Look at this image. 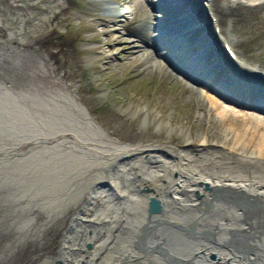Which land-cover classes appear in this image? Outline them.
I'll list each match as a JSON object with an SVG mask.
<instances>
[{
	"label": "bare ground",
	"instance_id": "1",
	"mask_svg": "<svg viewBox=\"0 0 264 264\" xmlns=\"http://www.w3.org/2000/svg\"><path fill=\"white\" fill-rule=\"evenodd\" d=\"M255 1L259 0H252V2ZM262 4L264 5V1ZM96 5L100 6L101 12L93 13L90 23L93 29L100 25L102 28H107L111 26L112 20H117V18L132 12V8L117 0H99ZM143 17L149 19L150 23V16L145 11ZM253 19L255 20V18ZM98 31L99 33H109L107 30L98 29ZM131 31L142 37V29L139 24L132 25ZM99 33L94 36V39L99 43L95 48L97 60L103 59L107 55V47H105L104 40ZM17 47L19 46L17 45ZM6 48L15 49L8 40L0 37V66L5 63L3 58L7 56L4 51ZM134 48L137 46H132L131 50L124 54L133 53ZM139 56L143 68L152 71H158L157 68L165 69L162 63H158L147 52L142 55L139 54ZM110 66L111 64L106 63L104 68L109 70ZM1 93L5 100V102H0V111L5 113L4 119L6 120L10 116L14 117L11 111L21 110L17 114L18 118H16L17 126L21 128L24 120L31 118V116L25 114L16 97L4 91ZM200 95V101L208 113L211 106L216 108L215 116H219L222 121L229 116L230 118H228L233 119L237 124H242V127L235 132L233 144L229 145L232 146L229 148V152L225 150L198 151L195 148H190V146L186 150L180 149L174 152L163 144L135 146L130 152L147 150L148 156L142 154L132 159L126 158L125 162L121 164L122 177L127 178V183L124 186L118 183V179H111L114 188L117 189L118 183L120 192L127 195V200L117 206L115 211L112 210L113 207L110 208V203L113 200L107 199L109 196L107 193H110V190L109 186L104 183V177L108 174L109 169L107 172L106 169L110 163L109 160L112 162L114 158L118 157L117 154H124L129 150L126 144L112 146L111 144L98 143V145L95 144V148L89 142H84L88 146L83 145L84 151H82V146L79 144L76 145L77 147L75 144L72 145L74 141L69 142V140L60 139L57 147L44 151L41 153L42 155L38 154V157L36 155L28 161L17 163V166L14 165L15 162L8 167L4 164L9 162L1 164L2 161L0 160L2 173L6 172L3 175V180L8 182H12L8 173L15 169L19 170L22 176L27 177L36 175L40 177L45 174L46 169L52 174L51 177L45 176L43 180L40 179L39 182H36L39 184L36 190H34V186L32 188L24 185L16 186L15 189L19 192L14 193L16 195L12 202L1 205L3 210L0 211V216L3 213L8 216V212H13L15 219H9L3 228L0 227V241H3L2 235L13 237L18 228L25 230L28 237L12 242L10 248L14 247L15 250L11 252L10 248L7 250L5 261L14 260L18 257L13 264H34L39 258H48L50 256L48 255L49 251L53 246V234L56 231L61 232L62 227L84 197L89 196V192L97 189L94 192L96 196L103 198V195L107 194V197L104 198L105 205L96 210L91 217L87 216L88 222L85 223L87 230L85 232L80 230L75 240L72 239L69 248H66L67 250L70 249L66 252L67 255L71 252L66 258V264H81L82 261L84 264H95L98 261L96 256H99L103 251L108 252L104 253L105 256L100 257V263L97 264H119V261H124L123 259L127 255L130 257L145 256L142 264H171L154 252L155 247H150L159 242L153 237L164 238L165 236L169 239L165 245L171 246L173 252L177 250L181 251L178 253H182L183 256L188 254L191 256L192 251L200 246L198 244L200 240L187 233L188 227L195 222L201 223L202 226L198 224L201 228L218 229L221 237V233L228 234L237 231L242 236L239 240L240 244L247 250L252 244V249L258 251L257 255L263 257V260H257V264H264V120L247 113H244L245 115L243 113L238 114L235 110L227 107H219L218 103L207 99L203 94ZM261 102L264 103V100ZM10 106L14 108L8 109ZM0 115L2 116V114ZM46 118L48 119V116ZM46 118L38 116L37 119L32 118L26 123L27 127H31L33 125H28L31 121L35 124L33 128L39 124L42 125L40 126L41 133L27 138V140L37 136L56 135L57 137L59 132L71 130H59L49 134L50 131L47 129L46 123L41 122V119L47 120ZM60 120H62L61 117ZM10 124H15V121L9 119L8 125ZM2 127L0 124V129ZM230 128L231 124L227 126L226 131H231ZM71 131L77 133V136L79 135L75 130ZM3 133H10V131L6 129ZM230 139L226 138L225 141ZM84 140L93 141L87 138ZM21 143L9 142L4 151L2 149L5 145L0 146V158L4 157L9 161L11 152H17V149L23 148V146L17 147ZM29 145L31 146V144ZM10 146H16V149L9 150ZM97 149L105 154H93ZM106 152L110 154L107 155ZM9 153L10 156H8ZM187 154L190 155L186 157ZM150 156H154V158L151 159ZM184 163L185 168H179V165ZM106 164L107 166H105ZM113 165L114 163H111V166ZM137 165H141L138 170ZM175 170L179 171L178 176L174 175ZM139 172H142L143 175ZM193 173H199V176H194ZM204 182L213 185L218 190V194L211 195L210 192H204ZM40 185L42 186L40 187ZM126 185L127 188H125ZM143 187H147L150 193H143ZM198 191L204 192V196L198 198L196 195ZM151 195L159 196L166 207L162 215L152 220L155 223H161V226L151 232L149 235L152 238L151 242L146 243L145 248L142 249L137 247L133 240L141 233V225L147 220V202ZM111 199L114 197L111 196ZM19 212L26 214L25 221L21 225H17L15 221L19 218L17 214ZM107 218H111L110 225L102 227L91 225L92 222L98 223L95 220H107ZM39 219H41L40 222H37ZM174 225H177V228ZM112 226L121 227L116 240L109 238ZM89 230H92V235L88 234ZM70 238L64 239V244H67L66 242H69ZM93 238L101 239L96 240L94 249L87 251L85 244ZM253 242L257 243L253 244ZM26 254L28 257L22 262H18ZM242 256H239L237 260L241 263L246 262ZM232 261L234 262L235 259ZM199 263L201 261L193 262V264Z\"/></svg>",
	"mask_w": 264,
	"mask_h": 264
},
{
	"label": "rangeland",
	"instance_id": "2",
	"mask_svg": "<svg viewBox=\"0 0 264 264\" xmlns=\"http://www.w3.org/2000/svg\"><path fill=\"white\" fill-rule=\"evenodd\" d=\"M94 1L0 0V37L15 47L4 49L7 56L3 58L5 63L0 66V102H5L1 91L9 93L16 97L25 114L31 116L24 120L21 128H18L16 118L21 110L11 111L14 117H7L6 120L5 113L0 111L2 114L0 124L3 126L0 129L2 138L0 146L5 145L2 151L9 142L19 144L26 139L17 146H23L22 149L11 152L9 161L4 157L0 158L1 164L9 162L4 165L10 167L15 162L14 165L28 161L58 146L59 141L54 143V137L49 135L44 138H49L50 141L45 140L44 143L42 141V144L37 141L36 146L29 145L34 138L29 140L27 138L41 133L42 125L33 128L35 124L31 121L28 123L33 125L31 127H27L26 123L32 118L37 119L38 116L40 118L48 116V119L46 118L48 121L41 119L50 131L46 133L78 129L83 138L99 139L105 144L132 145L146 141L165 144L174 142V138L180 139L177 141L178 144L200 143L207 138L205 144L223 149L228 148L225 145L233 144L235 132L242 127L241 123L237 124L233 119H229V116L222 121L219 116H215L216 108L210 105L208 113L200 101L196 88L185 86L180 78L173 74L171 77L159 68L158 71L143 68L139 60V54L142 53L137 49H133V53L128 55L124 54V50L129 52L130 47L135 45V42H132L135 38L129 31L126 18H118L116 25L112 24L107 28L98 26L99 30L109 31L108 34L99 33L98 29L88 27L92 22L93 13L101 12L100 6L96 5L99 0ZM124 1L120 2L123 4ZM262 1L264 0H260V4L255 7L240 6L237 15L245 40V49L256 61L264 65ZM137 2L130 3L131 7L135 8ZM139 11L137 8L134 16ZM241 13L243 21L239 15ZM97 33L104 40L107 56L111 57L100 60L95 58L97 56L95 48L99 44L94 39ZM107 62L111 64L109 70L104 68ZM6 77L9 82L4 84ZM218 106L223 107L220 104ZM236 112L241 114L237 109ZM9 119L15 121V124L8 125ZM229 124L231 131H226ZM6 129L10 133H3ZM226 138L231 139L225 141ZM9 148L15 150L16 146ZM1 164L0 211L3 210L1 205L10 204L16 195L14 193L19 192L15 189L16 186L24 185L31 188L34 186L36 190L39 187L36 182L52 175L46 169L45 174L40 177L38 175L27 177L15 169L8 173L12 180L8 182L3 180L6 172L2 173ZM113 173L117 176L115 170ZM14 214L8 212L6 216V213H3L0 216V227L3 228L9 219L14 218ZM17 214L19 218L15 221L17 225H21L26 214L25 212ZM66 224L61 232L56 231L53 234V246L48 254L50 256L39 258L34 264H49V259L57 255V249L61 246L59 240ZM79 225L82 227L75 226L71 234L75 238L78 236V230L85 232L86 229L85 223L81 220ZM2 238L0 264H13L18 257L5 261L7 250L14 240L20 241L28 237L25 230L18 228L13 237L2 235ZM13 250L14 247L10 248V252ZM27 257L28 254L21 257L18 262Z\"/></svg>",
	"mask_w": 264,
	"mask_h": 264
}]
</instances>
